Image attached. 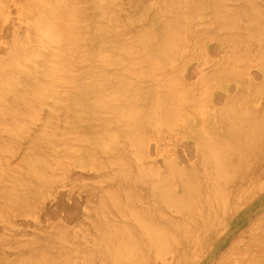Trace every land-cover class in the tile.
<instances>
[{"label":"rangeland","instance_id":"1","mask_svg":"<svg viewBox=\"0 0 264 264\" xmlns=\"http://www.w3.org/2000/svg\"><path fill=\"white\" fill-rule=\"evenodd\" d=\"M46 1L48 2V0H42V1L41 0H22V2H20V3L17 2L16 5L14 4V2H9L10 5L12 4V6H10L8 4V7H9L8 10L2 9V6L0 7V13H2V15L0 16V68L3 67V63H8V64H4V67H3L4 69L2 68L3 70L7 69L10 65L9 61L11 63V60H15L14 51H16L15 50L16 48H14V47H16V45L28 44L26 46L31 47L30 48L31 50L30 49L27 50L29 52V53L28 52L26 53L27 55L24 54L23 56H21L20 58L15 60V62H14L15 66L12 64L13 65L12 68L9 67L11 69V70H9L10 73L14 74V72H15V74H14L15 76L13 75L14 78L11 77L12 74H10V77L7 78L8 83L5 80V82L1 83V85L6 84V87H11L12 91H10L9 93L12 94L15 92V89L17 87L22 88V86L20 84H22V85L26 84L24 86V88L29 89L28 92L34 91V93H35V91L37 90V89L33 88L34 83H37V82L33 81V79L35 77L34 80L38 81V83L41 84V85H39L38 83H37L38 85L35 84L36 88L38 86H40V87L48 88L50 90V94L47 95V97L43 96V95L41 97L40 96L37 97L38 100H40V101H38V100H36V97H35V99L33 98L34 96L31 97V95H33V94H31L32 92L30 93L31 94L30 95L29 93H27L26 89H24V88H23V90L20 89L22 92L19 93L20 96H18L19 94L17 93L16 98L18 96L20 99H22L21 96L23 97V95L25 93H26V96L30 95L29 96L30 99L32 98V100L34 99L33 102L36 100V103H38V105H37L34 102L35 103L34 108L32 107L34 103H32V102L29 103L27 101V100H29V98L25 99L26 98L25 97L24 99H25V101H27V103H24L23 100L21 101L18 98V100H19L18 101L14 97V99L17 100V103H16L15 100H13L12 98L9 99V97H8L9 93L4 95L5 97L2 98L3 102H0V115L2 116V117H0V119H1L0 120L1 121V124H0V151H1L0 152V154H1L0 155V264H20V263L21 264H41L44 262V260H46L44 262L45 264H48V261H50L52 264L53 260L57 261V262L53 261V264H56V263L57 264H61V263L62 264H143V262H144V264H163V263L164 264H184V263L185 264H264V243H263L264 242V163L258 162L261 156H262V158H264L263 155L260 156V154L262 153V150H264L263 149L264 146H262L264 144V143L262 144V142H264V140H263L264 138H261L262 136L259 137L260 139H262V141L260 140L261 143L259 142L260 146L262 148L258 147L256 150L257 152H255L253 154L254 156L252 155V153L250 154L251 150L250 151L247 150L249 152H246V154L248 153V155L245 154L247 156V158H244V160L249 158V160H245V162L250 161L248 163H250V165L251 164L252 165L250 166L248 164L251 169H249L248 165H246L248 167L249 171H248V173H247V170H245V171L249 176L246 177V175H245L246 180L244 178L241 179V177H244V175L240 177L239 171H237L236 169H233V167L234 168L238 167L237 168L238 170L241 168L247 169L246 166L241 167L244 165L245 162L244 163L242 162L243 165L240 166V161H242V160H239V158L241 159L242 157H245V156L242 155V153H240L242 150L237 151V149H236L238 155L241 154L242 157L237 156L235 153L236 151H234V150L229 151V150H232L233 148H237V146H235V145H238L239 143L238 142L235 143V141H236L235 138H237V137H235V138L233 137L234 139H232V140H235V141H232L231 140L232 137L229 134H227L228 129L226 128V125H227L226 123H229V121H230V123H232L231 121H233V119L232 118L230 119L228 116L223 114V112H225L224 110H226L230 104H232V105L234 104L235 111L237 108V110H239V111L243 109L244 111H251L252 113H255V115L257 116L256 120L260 119L259 124L264 126V122H263V120H264V91H263L264 90L263 89L264 88V55H263L264 51H262V52L259 51L262 49L261 47L264 46V44H262V46L259 47L261 49L257 50L258 48H256V50L258 52L254 53L252 50L255 47H257L258 44L256 46H254L256 44V42H252V43H254V45L249 42L251 44V46L254 47V48H252L250 46L252 48V50L250 51L252 54L248 51V53H250L249 54L250 56L248 55L250 57L249 59H251L252 61L247 59L248 56L246 57L245 55H244L245 57L242 55H239L241 58L239 56H238L239 57L238 58L234 55H230V53H231L230 51L233 50L232 47L230 48L231 39H225L224 40L223 37H221V38L219 37V35H221V34L231 32L230 30H228V29H230V27L229 28L227 27L229 24H225V25L222 24L221 27L217 26L218 28H220L217 31L215 28H213V26L216 25V24H214V22L217 23V25H219L218 22L222 23L220 17H219L220 20L218 22L215 21V20H218L217 18H215L218 15L217 12H216L217 15L215 17H213V15H215V13L213 14V12L215 11V8H213V6H214L213 0H208V2H207V0H199V2L202 1L201 6L199 5L200 3L199 4L197 3L198 2L197 0H196L197 2L194 0L197 4L196 6L199 5L200 6L199 8L202 9V11L198 10L197 13H196L195 9H193L194 7H196L194 5L195 3H193L194 6H191L192 2L190 3L191 4L190 6L193 7L192 9L194 10L193 11L194 13H193L191 11L192 10L191 7L189 8L188 7L189 5H187L188 3L186 1H188V0H182V3H184L183 7L185 8L186 5H187L186 7H188L185 10L187 11V9H188L187 12H189V13H190V11L192 12L191 14H189V13L188 14H189V16L192 15V17L190 16V18L194 19V22H192L193 20L189 19V21H188L189 24L190 25L192 24V27L195 25L194 26L195 29L199 28L198 30L200 31V33L198 35V38L189 39V41H187L188 44L182 43L183 45L184 44L187 45V47L185 48V51H183L182 54L177 56L178 58H180V60L175 56L172 58L173 60L171 59L172 63H170L168 66L157 67V63H158L157 57L156 56L149 57V55H147L148 47H150V45H148L149 42L147 40H149V39H145V35L147 34L146 37H148V38L153 37L152 40L154 39L155 41L158 42L156 35L159 37V34L156 33V30L158 28H160L161 30L163 29V27H164V24H163L164 19L163 18H165V16H162V17L159 16L158 17L157 14H159L160 12L158 11V9L155 10V7L160 6L159 5L160 2L157 3V0H148V1L145 0V2H144L145 6H144V3H143L144 0L143 1L137 0L138 2L135 0H68V3L63 7L64 8V10L62 11L63 19H61L60 24H59L60 28L65 33L64 40H63V49L60 52L58 59H52L51 63H53V64H51V66H49L50 68L47 66H46L47 68L45 66H43L46 68L45 69L46 72H44V68L42 67L43 71H42V69H41V71L43 73H46V74H43L42 72H40V71L38 72V70H37L38 68L41 67V65H43L41 63H43L42 60H44L43 58L41 59L42 54H43V53H41V49L38 50L40 48L38 40L40 39V37L42 35L41 32L39 31L40 28H38L39 27L38 24H45V26L46 25L49 26V23H50V25L51 24L53 25V24H56L58 22V21L54 22L53 16H55V15L51 14L52 15L51 16L50 15L51 12H49L48 16H47V14H45V16H44V14H42L43 8L44 9L46 8V7H43L42 3L46 4L47 3ZM99 1H100V3L103 1L102 2V6H103L102 11L104 10L103 11L104 13L98 9L100 7V6L98 7ZM158 1H161V0H158ZM162 1L164 2L165 0H162ZM191 1H193V0H191ZM256 1H257L256 3H258V5L260 7L263 6L262 7L263 9L262 8L261 9H262V12H264L263 11L264 10V1L262 0L263 3L261 0H256ZM259 1H260V3H259ZM104 2L106 3L105 5L109 8L104 6ZM232 2H233V0H232ZM40 3H41V5H40ZM229 3L231 4V1ZM157 4H158V6H157ZM234 4L231 5V8ZM152 5H153V7H152ZM165 5H166V3H165ZM163 6H164V4L161 7H159L160 8L159 10L162 9L161 11H164L165 7L162 8ZM13 7H17L15 9L16 11L13 10L14 9ZM111 8H112V10H111ZM151 8H154V9H151ZM199 8L196 7V9H199ZM108 9H109V11H107ZM148 9L149 10L151 9L150 10L151 14L148 13L149 12ZM189 9H191V10L189 11ZM10 10H11V12H10ZM183 10H182V13H184ZM209 10H210V12H209ZM216 11H217V9H216ZM157 12H159V13H157ZM187 12H185L184 14H186ZM230 12H232V11H230ZM3 13L7 15L6 21H4ZM147 13L151 16L150 19H147V18H149ZM161 13L163 15V12H161ZM194 14H195V16H194ZM159 15H161V14H159ZM156 16H157V18H156ZM184 16L186 17L188 15H184ZM189 16L186 18H189ZM40 17H41V20H40ZM42 17L45 19V21ZM46 17H48L47 21H46V19H47ZM49 17H50V19H49ZM111 17H112V19L110 20ZM159 18L161 21H159ZM196 18L198 19V23L200 22L199 24H197ZM114 19H115L116 23H115ZM153 19H155L154 21H156L155 22L156 25H158L159 23L161 25V23H162L163 27L162 26L159 27V25H158V28L156 30H153L154 29L153 28V22L150 23ZM213 19H214V22H213ZM149 20H151V21H149ZM206 20H207V22H206ZM38 21H41L42 23L38 22ZM148 22L150 23V25L148 24ZM210 22H211V24L209 25ZM12 24L15 26H12ZM36 25L38 27H36ZM27 27H28V29H27ZM111 27H112V29H111ZM201 27L204 29H202ZM210 27H211L210 32H208ZM212 28L214 29V31H212ZM35 29H36V31H33ZM161 30L159 31V33H161ZM17 31H19V32H17ZM29 32H31V33H29ZM157 32H158V30H157ZM17 34H18V36H17ZM39 35H40V37H39ZM27 36H28V38H27ZM114 37H115L116 41H114L115 40ZM210 37H212V38H210ZM201 38H202V41H201ZM117 39H121L122 42H124V43L120 42V44L122 43V45H119V41H121V40H118V43H117ZM219 39L221 41H219ZM34 41H35V43H33ZM36 42H38V43H36ZM96 42H98V43H96ZM249 43H247V46ZM263 43H264V41H263ZM29 44H31V45H29ZM197 44H200L201 47L197 46ZM34 45L37 46V49ZM115 45H116V47H114ZM118 46H119V48H117ZM95 48H96V50H95ZM114 49H116V50H114ZM228 49H230V51ZM248 50H249V48H248ZM263 50H264V47H263ZM12 52L14 54V55H12L14 57V59H12L13 57L11 56ZM122 53H128V54H126V56H125V54H122ZM240 53L242 54V52H240ZM255 54H257V55H255ZM9 57H11V59ZM186 57H188V58H186ZM251 57H254V58H251ZM37 58H40V60ZM151 58H154L155 60L154 59L152 60ZM230 58H232V60ZM245 58H246V60H245ZM230 60L233 62H231ZM33 61H35V63ZM36 61L38 63H36ZM93 61L94 62L96 61V62L94 63ZM247 61H249V62H247ZM44 62L45 63L47 62L46 59ZM12 63H13V61H12ZM29 63H30V66L33 68H30V66L28 65ZM32 63L34 66L32 65ZM45 63H44V65H45ZM229 63H230V65H229ZM246 63H248V64H246ZM48 64H50V63L48 62ZM244 64H245V67H244ZM7 65H8V67H7ZM176 66H178L180 69L178 67L176 68ZM19 68H21V69H19ZM167 68L169 69V71ZM20 70H23V71H20ZM24 71H25V73H24ZM213 71H214V73H213ZM114 72H115V75H114ZM35 73H37V74H35ZM40 73H42L43 76H41ZM99 73L103 74L101 76H104L106 74L108 82L112 79L110 82H113V83L115 82L114 85L117 84V85H115L116 87H120V86L124 87L125 86L127 89L125 88L126 91L124 93H125V95H127L128 99H130V101H132L136 105H139L141 103L140 108L142 109L141 110L142 112L140 114H142V117H143L142 122L143 123H142V127L140 126V128H142V130H143V132H141V133H144L143 135L140 132H138L141 129H138L135 135H131V137H130L131 142L128 143L127 141L130 138L128 137V140H126L127 137L125 138L123 133H120V134H118V132L115 133L116 130L114 128L112 129L113 131L115 130L113 132L110 129V128H112V126L111 127L105 126L106 128L109 129L108 130L109 133L105 132L104 129H103L104 130L103 133L100 132L101 134H99V132H97V135L99 134V137H101L100 139L107 141V143H105L107 146V149H108V145L109 146L110 145L114 146V144L117 145V146L115 145L116 147H118L117 150H116L115 146L114 147L112 146L114 149V150H112L113 152L109 151V149L107 150L108 152L102 151L101 148L96 147V146H98L97 143H94L95 141L93 142V140L90 139V135H91L90 133L88 134L87 132L84 133L81 131V133H83V134H81L79 131L80 127L77 129L71 127V123L68 121L71 120L72 118L71 119H70V117L67 118L68 115H67L66 111L63 110V105L66 102V100H65L66 98H63V97H65L67 95L69 90H72L74 87H86V86L89 87V86H91L93 82L96 83L94 79H96V78L99 79V77H98ZM28 74L30 77L27 76L28 77L27 78L26 75H28ZM212 74H214V75H212ZM35 75H37L38 77L41 76L40 77L41 79L39 78L40 79L39 80L37 78V76H35ZM11 78H13V79H11ZM105 78L103 77L104 80L101 78L103 80V84H104V82L105 83L107 82V80H105ZM20 79H21V81H20ZM36 79H38V80H36ZM124 79H125V81H124ZM10 81H11V83H9ZM22 81H24V82H22ZM39 81H41V82H39ZM125 82H126V84H125ZM89 83H90V85H89ZM97 84H99V82H97ZM146 84H148V85H146ZM31 85H32V87H30ZM94 85H96V84H94ZM114 85H112V87ZM107 86H108V84H107ZM27 87H29V88H27ZM96 87H98V85ZM112 87L111 88L108 87V88H110L109 90H107L108 93L112 92V90H111ZM20 90L18 89V91H20ZM190 90H191V92H190ZM18 91L16 90V92H18ZM129 92H131V93H129ZM175 94H176V96H175ZM172 96H173V98H172ZM187 96H188V98H187ZM190 96H191V99H190ZM242 96H244V97H242ZM185 97L187 99H190L189 101H191L190 102L191 107H190L189 101ZM193 97H194V99H193ZM235 97H237V98H235ZM158 98H159V100H158ZM11 99L13 101H11ZM8 100H10L11 102H9ZM173 100L174 101L176 100V101L174 102ZM170 101L173 102L174 104L176 103V104H178V106H180L178 108L179 112H180V108H182L184 110V112H181L179 114L180 116L178 115V117H180V118H177V120L175 122L178 123V121L181 119L182 115H183V117H185L187 115L186 116L187 118L189 115L191 116V117L189 116L190 119L188 118L186 120V122H184L182 120L180 121V123H179L180 125H178L176 127L179 129L180 134H178L177 136H175L173 138L172 137L170 138V136L167 135V131H166L167 127H168L167 126V124H168L167 118L168 117H165V118L163 117L164 120L162 118V116H164V114L166 115V113H165L166 110H169V108H170V107H168ZM192 101L193 102L195 101V102L193 103ZM19 102H21V103H19ZM237 102H239V103H237ZM1 103L3 104V106H1ZM5 103L8 105L6 106ZM180 103H182V104H180ZM12 104H13V106H12ZM31 104H32V106L30 107L29 105H31ZM14 105L15 106L17 105V106L14 107ZM157 105H159V106H157ZM232 105H230L231 107L229 106L228 111L226 110L227 113L230 110L234 111V110H232V109H234V108H232L233 107ZM21 106H22V108H21ZM150 106H151V108H150ZM1 107H2V109H1ZM153 107H155L156 110H154ZM30 108H32V109H30ZM192 108L194 111L192 110ZM256 108H258V109H256ZM151 109L153 110L152 111L153 113H151ZM3 110H5V111H3ZM16 110L19 111L20 113L22 111L21 115H18L19 113H17ZM24 110H25V113H24ZM1 111H3V112H1ZM6 111L10 114L5 115L4 112H6ZM14 111L17 113V115ZM27 111H28V113H27ZM47 111H48V113H47ZM143 111H144V113L146 112L145 114H147V116L146 115L145 116L147 118L144 117ZM157 111H159V112H157ZM11 112H13V115H14L12 117L15 118V116H18L19 119L21 118V123H20L19 119H18L19 122L17 121V119L16 120L14 119L16 121V122H14L13 119L11 117H9L11 115ZM147 112H149V114ZM187 112L189 114H187ZM236 112H238V111H236ZM51 113L53 115H51ZM83 113H85V112H83ZM83 113L79 117V120H80L79 126H81V124L83 123L81 126V130L83 128V125L85 126L86 123H87L86 125H88V123L91 124V122H94V121L97 124L96 123L92 124V127H91L92 131H97V129H99V126L101 127L99 130H102L104 124L102 122L97 121L94 118L95 113H93V109H91L90 113L86 112L85 115ZM161 113H163V114L161 115ZM200 113L204 114L203 117H201ZM88 114H89V116H88ZM152 114H155L154 117H152L153 116ZM225 114H226V112H225ZM66 115H67V117H66ZM222 115L226 116L225 121H223L224 117L222 118L221 117ZM227 115H229V114H227ZM6 116L8 118H6ZM19 116H21V117H19ZM44 116H46V117H44ZM83 116H85L86 118L84 117L85 119L82 120ZM91 117H93V118H91ZM142 117L140 115V118H142ZM149 117L154 118V119L151 121V119ZM193 117H194V119H193ZM148 118L150 119V121ZM262 118H263V120H261ZM228 119H230V120H228ZM52 120H54L56 122H54ZM227 120H228V122H226ZM164 121H166V123ZM147 122H150L152 125L150 123H147ZM163 122L165 123V125L163 124ZM201 122H203V123H201ZM6 123H7V125H6ZM16 123L18 124V126L15 127ZM101 123H102V125H101ZM145 123L148 125L150 124L151 127L150 126L147 127L148 125H146ZM153 123H154V125H153ZM198 123H201V124L206 125V126L210 125L211 127H213V129L217 128V129H215L216 131L217 130H219L220 132L225 131L226 137H225V135L223 136V137H225V139H227L228 136L231 137L230 140L233 142V146H235V147L232 146L233 148L231 149L232 144L225 147L231 141L229 140V142H228L225 139H223V140L219 139L218 145L222 144L223 141H225L227 144L223 145V144H225V142H223L222 145L225 149L221 145L220 150H219L218 149L219 146L216 145L217 142L214 143L213 144L214 147L217 146L215 148L216 149L215 152H218V151L221 152V147H222V150L223 149L228 150V151H225L226 154L228 153L230 155V156H228V158H230L232 161H234L233 164L236 161L239 162L238 165L241 167V168L239 166L235 167L234 165H233V167H230L233 169L232 171H235V170L237 171V174H236L237 176L235 178V177H233L234 173H232L231 169L229 170L228 175L233 174L231 178H234V179L230 180L229 177L228 178L225 177L223 181H221L222 179L221 180L215 179V182L216 181L219 183L222 182L219 186V189H221L220 193H222V189L224 188L223 191L226 193V195L224 193V195L226 196L224 199H227V197L229 196L227 200H228V202L232 203V204L228 203L229 207L227 209L228 212H226V214L224 212L222 215L221 211H219V219L221 217H223L222 221L225 220V221L221 222V224H218V222H219L218 220H217L218 222L217 221L214 222L212 218L209 219L211 222L213 221L215 224L217 223L216 224V226L218 225L217 230L215 229L216 227L213 226V224H214L213 222L211 223L210 221L206 220V221H208L209 224L211 223L212 226L215 227L214 229L217 232H215L214 230H213V232H215L216 234L213 232L211 233L212 229L211 230L207 229L211 234L206 232V231L204 232V230H206V229H204L203 231H200L203 228H200L199 226H201L203 224L197 225L199 227L198 232L196 231L198 234L195 231L193 232L191 227L195 226V227H193V230H194V228L196 229V223H198V222H195V221H197L198 219L196 218L197 220H194V222H192V219L190 218L191 219L190 222H187L190 220L189 219V220L185 221L187 223H184V222H182V223L185 224L183 226L186 227L187 229L189 228V226H191L190 223H192V226L190 227L192 232L189 231V233L186 234L185 232L188 230L182 229V230H184V232L182 230H180L178 233L179 234L182 233L183 235L180 234V235H182V238H179L178 242L184 240L186 236H188V235L190 236V233L191 234L194 233L193 236H196V234L198 236L199 233L202 232L201 233L202 235L201 234L199 235L201 237V239H199V238L197 239V237H194V240H193L190 237H186L185 242L183 241L185 244L180 242L181 244H183V246L181 244L178 246H174L175 245V243L173 241L174 240V238H173L174 234L177 235L176 236L177 238L180 236L177 233H174L172 235V240H170V239L167 240V246L164 245V247H162L163 243L161 245H159L160 243H158V242L156 243L157 245H159L157 247L158 249L154 248L157 246L154 243H152L153 245L151 243H146L147 246L143 245L141 250L139 249L140 250V253H139L140 256H138L139 254L135 255L134 253H130L129 256L124 259L123 256H120L121 251L119 252L118 250L111 248V247L110 248L113 249L114 251L116 250L115 252L118 251V254H120V255H118V254L117 255L120 256V259H118V261H116L117 259L113 258V257L117 256L116 253L113 252V250L111 251V253L109 252L110 254H107V252L105 254V251L108 250V249H106L107 247H105V245L107 246V244H105V243H108L110 241V239L112 242L114 240H117V239L113 240V238H114L115 234L120 233V231H121L120 229L123 226L122 223H124V221H125L124 225L125 224L126 225L127 224H131V225L133 224L132 226L131 225L130 226H131L132 230H134V229H136V226L139 223H140L139 226L143 227L141 225V223L144 224L143 219L145 220V218H146L145 223H146V225H148V223L151 221L150 219L152 218L150 216L154 215L152 219L156 220V222H157V220L158 221L164 220L165 216H163L162 215L163 213H161V212L159 215V212H158L159 210L157 209L158 207L156 205H154L156 202L154 200L152 201L151 199H149L151 197H149L148 200H146L147 198L143 196L144 195L143 191L142 192L140 191V193L136 195L137 192L135 193V191L136 190L138 191V189L140 190V188L142 190L143 187L139 186L140 188H138V186H136L134 184V183H136L135 180L139 177L138 173L140 172V170H144L146 168H147L146 170L149 169L148 170V172H149L152 169L154 171V169H156V168H157L156 169L157 171L158 170L159 171L168 170L169 168H173V165H177V164H179L177 166H184L185 165L184 167H189V165H190L189 163L194 161L197 157V155H196L197 149L194 146L195 142H196V138H194V133H192L191 130H193L192 127H195L196 129H198L199 128ZM195 124H198V125H195ZM222 124H223V127H222ZM229 124L227 125L228 128H229ZM94 125H98L97 129ZM143 125H146V126H143ZM161 125H163V127ZM187 125H188V127H187ZM263 126H262V128H263L262 130H264ZM11 127L15 128L16 132L13 131L14 130L13 129L12 130L13 132L11 133V131L9 129ZM138 127H139V125H138ZM145 127L147 128L146 130H145ZM157 127H159V128L157 129ZM93 128H95L96 130H93ZM149 128L152 129V131H150ZM260 128H261V126H260ZM230 129L231 128H229V131H230ZM70 130H71V132H70ZM153 130L156 133H154ZM158 130L160 131V133H159L161 135L160 138H159V134H157ZM161 130L163 131L162 132L163 135L161 134ZM72 131H74L75 133ZM13 133H15V134L12 135ZM16 133H19V135ZM209 133L211 134L212 131H210ZM261 133H264V131H261ZM4 135H5V137H4ZM79 135H82V136L79 137ZM121 135H123L124 137ZM154 135H156V136H154ZM72 136H73V139H71ZM115 136H117V137H115ZM163 136H164V138H162ZM141 137L144 138V139H142L143 141L141 140ZM12 139L14 142H16V139H17V142L16 143L12 142ZM68 139H70L69 140L70 143L68 142ZM138 139H139V142H137ZM239 140H240V138H239ZM7 141H8V143H7ZM10 141L12 142V144L10 143ZM118 141L122 142V143H119ZM240 141L239 142L242 145L241 146L242 148L245 147L244 145L248 144V142H247V144L244 143L246 140H244V142H242L243 138ZM140 142L142 144H144L143 142H145V144H144L145 146L144 147L142 146L143 149L140 147ZM17 143H18V145H17ZM130 143H132V144H130ZM137 143H139V145H137ZM234 143H235V145H234ZM243 143H244V145H243ZM118 144H119V146H118ZM125 144H126V146H125ZM240 144H239V147H240ZM121 145L125 146V148H127V150L124 147H122ZM132 145H134V146H132ZM157 146H158V148H157ZM1 147H3V148H1ZM5 147H6V149H5ZM90 147H91V149H90ZM92 147H96V148H92ZM119 147L121 150H122V148H124L127 151L124 154L125 155L124 158L130 160V163L133 161L132 165L134 167L136 166L134 169H131V168L130 169H131V171L133 170L134 172H136L138 177L136 176V174L134 175V172H131L128 169L130 171V173H133L132 174L133 177H131V178H133V179L135 178V180H134L135 182L133 181L134 183L128 182V183H130L128 185L134 184L133 186H135V188H136V189H133L132 186H129V188L132 187V189L134 190V193H132L133 190L131 192L133 194L132 196L133 197L142 196L141 199H140V197H136L134 199L131 198V200H132L131 202H133V204H130L129 203L130 201L129 202L127 201V203H129L131 205V209H130L129 207L127 208V205L125 203L126 201H124L126 198H122V195H121L120 198L124 199L123 200L124 202L121 201V204H123L124 206L121 205L119 207H120V209H122V213H123L124 209L121 207L126 206L125 207V208H127V210L125 211L126 216H124L125 212H124V214H122L120 209H119L120 213L119 212L117 213V211L115 209L114 210L116 212L112 210L113 208H116L113 206L114 201L112 202V199L111 200L108 198L103 199L106 197V195H108V197L110 195V198L113 196V199H115L114 197L117 196V192L113 193L112 190L114 188L116 189L115 186L118 183H119V186L117 185V187H119V188L117 190H119V189L121 190V188H120L121 183L120 182L123 180L121 179V181L119 180V182L116 181V183H115V179L114 180L112 179V175L116 174L115 171H117V169H118L117 167H119V164L121 161L119 159L121 157L119 155L120 152L118 151ZM72 148H74L75 150ZM133 148H134V151H133ZM226 148H228V149H226ZM259 148L262 150L259 152V154L257 156H255V154H257L258 151L260 150ZM9 149H10V151H9ZM124 149H123V151H124ZM245 149H244V151H246ZM248 149H250V148L248 147ZM143 150L145 151V153L147 152L148 155H147V153L146 154L143 153L144 152ZM79 151H80V153H79ZM89 151H90V154H89ZM156 152L158 153V155H156L157 154ZM231 152H234L236 156L233 153L231 154ZM76 153H79L80 157L82 158L83 165H81L75 161L77 158L80 159L79 157H76ZM100 153H101V156L99 157ZM112 153L113 154L115 153L114 155H116L117 157L116 156L113 157L114 155ZM130 153H131V155H130ZM223 153H224V151H223ZM263 153H264V151H263ZM105 154H107L106 157H105ZM109 156L112 159L109 160L108 159ZM138 156H141V157H138ZM258 156H260V157L258 160H256V158ZM165 157L167 159H165ZM252 157H254L252 159V161H254V162H252L250 160V158H252ZM262 158L260 159L261 161L263 160ZM173 159H174V161H173ZM191 159H193V160L191 161ZM254 159L256 160V162ZM136 160L138 162L143 163L141 168L139 166L137 167L138 162ZM154 160H156V162L158 164ZM161 160L164 162L165 165L162 166L163 162ZM69 161L76 162V164H73L70 166L71 169L70 168L67 169L66 164ZM110 161H112L114 163H112ZM116 161H118V162H116ZM146 161H149V163ZM85 162L94 164V166H96V168L99 166L97 168L98 172H100V171L102 172V169H103L102 173H105V170L106 171L109 170L108 172H106L108 174V176L105 173L104 178H103V176H100L101 172L98 174L96 171H94V166L85 165ZM110 163L112 164V166ZM29 164L30 165L32 164V167ZM36 164H38V165H36ZM105 164H108V166H105ZM169 164H171V165L169 166ZM261 164H263V166H261L262 168L261 167L258 168L257 166H260ZM44 165H45V167H44ZM235 165H237V163H235ZM103 166H105V169L103 168ZM253 166H255V167H253ZM40 167H42L43 170H41ZM112 167H114L116 170L113 169ZM163 167L166 169H164ZM99 168H100V170H99ZM253 168H256V169L258 168L259 170L256 171V169H255L254 172L255 171L256 172L255 173L252 172L253 173L252 174L251 170ZM111 171L113 174L111 173ZM230 171H231V173H230ZM241 171H242V169H241ZM241 171H240V173H241ZM245 171H243L242 174H244ZM94 172H96L95 173L96 177L94 176ZM143 172L144 171H142V173ZM142 173L140 172L141 175L144 174V173L143 174ZM146 173H147V171H146ZM238 175H239V179H237ZM46 176H48V177H46ZM118 176H120V175H118ZM10 178H12L13 180ZM109 178H111V179L109 180ZM120 178L121 177H119L117 179H120ZM139 178H138L137 182L140 183L139 185H141L142 182L139 180ZM102 179H104V180H102ZM133 179H130V180L132 181ZM235 179H237V180H235ZM111 180H112V183H111ZM130 180H128V181H130ZM262 181H263V183H262ZM106 182H108V183H106ZM101 184H103V185H101ZM110 185L111 186L113 185V187H111ZM254 185H255V187H254ZM103 186L106 187L105 190H101L102 188H105ZM107 186H110L109 189L111 188L110 189L111 192L107 190L108 189ZM95 188L98 191H104V193L106 192L105 195H104V193H102L105 197H103L101 195L103 197L102 198L100 195H97L100 192L93 194L92 189H95ZM129 188H127V190ZM96 189L94 190L95 192H96ZM115 189H114V191H117ZM225 189H227V190H225ZM106 190L112 194H110V193L107 194L108 192ZM120 190H119V194L122 193V191L120 192ZM228 192H230V193H228ZM231 192H233V194H231ZM113 194H115V196ZM98 196H99V198H98ZM124 196H125V194H123V197ZM139 199L141 201H138ZM229 199L232 201H230ZM101 200H104V202H102ZM106 200H110L109 202L112 203V204L111 203L109 204V206L111 205L109 208L107 207L109 202H106L107 203V205H106V203H105ZM138 202L139 203L141 202L143 205L141 203L139 204ZM150 202H152L153 205H151ZM103 203H104V205H102ZM137 203H138V205H137ZM119 204H120V202H119ZM130 205H128V206H130ZM150 205H151V207L149 208ZM234 205H236V206L234 207ZM103 206H105V209L103 208ZM162 206H164V205L162 204ZM138 207H141V208H138ZM152 207H154L155 209ZM132 208H134V209L132 210ZM144 208L146 210L150 209L149 210L150 212L145 211ZM103 209L104 210L107 209V212L106 211L103 212ZM110 209L112 210V212H114V215H113V213H112V215L109 213V212H111ZM143 209H144V213H143ZM164 209H168V208L164 207ZM156 210H158V211L156 212ZM132 212H133V214H132ZM164 212H165V210H164ZM108 213L112 217L111 221L108 220L106 222L105 221L103 222L102 219L107 220L108 217H109L108 219H110V216L106 215ZM134 213H135V215H134ZM140 214H142L143 216L145 215V216L143 217ZM220 214H221V217H220ZM103 215L107 216V217L103 218L104 217ZM116 215L118 217H115ZM121 215H123L124 217ZM139 215L141 217H143V219ZM131 216L132 217L138 216L142 221L140 220L138 223L137 219H139V218L137 217L135 219V218H132ZM177 217H179V215H177ZM127 218H130V219L127 220ZM112 219L115 222L111 223L113 221ZM121 220H122V222L120 223ZM135 220H136V222H135ZM153 220L151 222H153ZM165 220H166V218H165ZM118 221L122 225L118 226L119 225ZM128 221L130 223H126ZM206 221L204 222V224L206 223ZM161 222L162 223H160V224H162V225H164V223L166 224V222H164V221H161ZM200 222L201 221H199V223ZM100 223L104 225V227L102 229H101V225H99ZM110 223H111V226L108 229V227H109L108 224H110ZM115 223H117L118 228L120 227L117 230L115 228H113L114 226H112V224H115ZM134 223H135V226H134ZM194 223H195V225H193ZM208 223H206V225H204V226H207ZM98 225H99L100 229L103 230L107 234V236L111 232L110 239L106 236L105 233L98 230V228H99ZM125 226H123V227H125ZM212 226H209V227L211 228ZM115 227H116V225H115ZM105 228H107V229H105ZM139 229L137 228L136 231ZM218 229H220V231ZM169 231H172V229H169ZM65 232H66V235H63V233L65 234ZM98 233L100 235H98ZM113 234H114V236H113V238H111V236ZM140 234H142L141 231L137 235H136V233L134 235L138 236ZM61 236H64V237L67 236L68 238L67 237L64 238ZM95 237L98 238V240H96ZM101 237H102V239L99 241V239ZM106 238H108L109 241ZM115 238H117V237L115 236ZM188 238H190V240ZM104 239L107 240V242L106 241L104 242ZM187 239L189 241H187ZM205 239H206V242H205ZM171 241H173V242L171 243ZM96 242L99 244H94ZM102 242H104L103 245L100 244ZM61 243H63V245ZM79 243L80 244L82 243L81 245H83V246H81ZM171 244H174L173 247L171 246ZM76 245L78 246V248ZM168 245L171 246L172 249L171 248L169 249ZM46 246H48V247H46ZM102 246H103V248H102ZM118 246H120V244H118ZM166 247H167V249L165 250ZM110 248H109V251L111 250ZM173 248H175V249H173ZM100 249H102V250H100ZM103 249H106V250H103ZM150 250H151V252H150ZM158 250L160 251V253L158 252ZM102 251H104V253H102ZM123 251L124 250H122V254H123ZM164 251H165V253H164ZM176 251H177V253H176ZM60 252H62V253H60ZM112 252L114 253L113 255H115V256L111 255ZM42 253H44V254H42ZM162 254L163 255L166 254V256L165 255L162 256ZM77 256H78V259H77ZM88 256L91 259H89ZM101 256H103V257H101ZM156 256H158V257H156ZM160 256L164 257V260L166 263L162 259H161V261L157 260ZM52 257H54V258H52ZM142 257H144V258L146 257L145 258L146 260H142ZM165 257H167V259H165ZM194 257H195V259H194ZM45 258H47V259H45ZM63 258H64V260H63ZM147 258H149V259H147ZM172 258H174V259H172ZM60 259H62V260H60ZM112 259H114L115 262L112 261ZM171 259H172V262L170 261ZM23 260H25V261H23ZM88 260H90V261H88ZM175 261H177V262H175ZM184 261H187V262H184ZM50 262H49V264H50Z\"/></svg>","mask_w":264,"mask_h":264},{"label":"bare ground","instance_id":"2","mask_svg":"<svg viewBox=\"0 0 264 264\" xmlns=\"http://www.w3.org/2000/svg\"><path fill=\"white\" fill-rule=\"evenodd\" d=\"M6 0H0V7L2 6V9H7L8 10V4H9V2H14V4L16 5V3L17 2H22V0H7L6 2H5ZM42 1V0H41ZM135 1H137V0H135ZM143 1V0H142ZM148 1V0H147ZM146 1V2H147ZM189 1V2H188ZM188 1H186L188 4L187 5H189L188 7L190 8L191 6H196L197 4H196V2L201 6L202 4H201V2L202 1H200L199 2V0H193V1H191V0H188ZM215 1V2H214ZM231 1V4L229 3V2ZM235 1V2H234ZM262 1V0H261ZM264 1V0H263ZM263 1H262V3H263ZM24 2V1H23ZM47 2V1H46ZM103 2V1H102ZM102 2L100 3V1H99V3H98V9L99 10H101L102 11V9H103V6H102ZM107 2V1H106ZM138 2V1H137ZM140 2V1H139ZM145 2V0L143 1V3ZM160 2V3H159ZM192 2V5L190 4ZM207 2H208V0H207ZM235 4H234V3ZM233 2H232V0H213V4H214V6H213V8H215V11L213 12V14L215 13V15H213V17H215L216 15H217V13H218V15H217V17H215V18H217L218 20H215L216 22H218L219 20H220V18H221V21H222V23L221 22H218V24L219 25H217V23H215L214 22V19H213V22H214V24H216V25H214L213 26V28H215L216 29V31L218 30V29H220V28H218L217 26H219V27H221V25L222 24H229L227 27L229 28L230 27V29H228V30H230L231 32H229V33H224V34H221V35H219V37L221 38V37H223V39L225 40V39H231V45H230V48L232 47V51H230V49H228L231 53H230V55H234V56H236V57H238L239 55H242V56H248L251 52V50H252V48H254L253 46H251V44H253L254 45V43H252V42H256V44L254 45V46H256L257 44L259 45H257V47H255L252 51L254 52V53H256V52H258L257 50H259V49H261V50H259L260 52H262V51H264L263 50V47L264 46H262V44H264L263 43V41H264V12H262V7H260L259 5H258V3H256L257 1L256 0H233ZM35 3V2H34ZM68 3V0H48V2L45 4V3H42L43 4V7H46L45 9L43 8V13L42 14H44V16H45V14H47V16H48V14H49V12H51L50 13V15L52 14V15H55V16H53V20H54V22L56 21H58L56 24H51L50 25V23H49V26L48 25H46L45 26V24H38L39 25V27L36 25V27H38V28H40V32H41V37H40V35H39V37H40V39L38 40L39 41V46H40V48L38 49V50H40L41 49V53H43L42 54V57H41V59L43 58L44 60H42L43 61V63H41V64H43V65H41V67L40 68H38L37 70H38V72L40 71V72H42L43 71V68H44V72H46L45 71V69L47 68V67H49V66H51V64H53V63H51V61H52V59H58V57H59V55H60V52L62 51V49H63V40H64V36H65V33L62 31V29L60 28V21H61V19H63V15H62V11L64 10V6L66 5ZM141 3V2H140ZM139 3V4H140ZM157 3H159V7H161L163 4H164V6L162 7V8H164L165 7V9H164V11H161V10H159L160 8L159 7H155V10H157L158 9V11L160 12H157V13H159V14H161V15H159V14H157V16L159 17V16H165V18H163L164 19V27L162 26L163 24L161 23V25H160V23L158 24L159 25V27L160 26H162L163 27V29L161 30L160 28H158V25H156L155 24V22L156 21H154L155 19H153L152 21L151 20H149V21H151L150 23H152L153 22V30H156L157 28V30H158V32H157V30H156V33L157 34H159V37L156 35V38H157V40H158V42L157 41H155L154 39L152 40V38H148V37H146L147 36V34L145 35V39H149V40H147L148 42H149V44L148 45H150V47H148V51H147V55H149V57H153V56H156L157 57V59H158V63H157V67H159V66H161V67H166V66H168L170 63H172L171 62V59L173 58V57H177L178 55H180V54H182L183 53V51H185V48L187 47V45H183L182 43H187V41H189V39H191V38H198V35H199V33H200V31L196 28L195 29V23L193 24L194 26L192 27V24L190 25L189 24V19H191L190 18V16L192 17V15H190L189 16V14H191L194 10L193 9H195V11H196V13H197V11L198 10H201L202 11V9H200L199 7V5L198 6H196L197 8H199V9H196V7H191V9H189V11H190V13L189 12H187L188 11V9H187V11L185 10L186 8H188V7H186L185 6V8L183 7V4L184 3H182V0H165L164 2L161 0V1H158L157 0ZM165 3H166V5H165ZM193 3H195L194 5H193ZM259 3H260V1H259ZM106 3L104 2V6L105 7H107L106 5H105ZM138 4V5H139ZM162 4V5H161ZM207 4V3H206ZM212 4V3H211ZM232 4H234L233 6H232V8H231V5ZM10 5V4H9ZM38 5V4H37ZM40 5H41V3H40ZM109 5V4H108ZM141 5V4H140ZM191 5V6H190ZM10 6H12V4L10 5ZM142 6V5H141ZM144 6H145V3H144ZM157 6H158V4H157ZM230 6V7H229ZM18 7V6H17ZM17 7H13L12 9L14 10V11H16L15 9L17 8ZM112 7V6H111ZM152 7H153V5H152ZM210 7V6H209ZM107 8H109V7H107ZM262 8V9H261ZM42 9V8H41ZM105 9V8H104ZM151 9H154V8H151ZM150 9V10H151ZM183 10V12L185 13V12H187L186 14H184V13H182V10ZM216 9H217V11H216ZM12 10V11H13ZM18 10V9H17ZM111 10H112V8H111ZM144 10V9H143ZM149 9H148V13L149 14H151V11H150ZM211 10V9H210ZM210 10H209V12H210ZM213 10V9H212ZM229 10V11H228ZM13 11V12H14ZM104 11V10H103ZM102 11V12H103ZM107 11H109V9L107 10ZM230 11H232V12H230ZM264 11V10H263ZM4 12V11H3ZM10 12H11V10H10ZM12 12V13H13ZM111 12V11H110ZM161 12H163V15H162V13ZM217 12V13H216ZM104 13V12H103ZM147 13V14H148ZM156 13V12H155ZM189 13V14H188ZM194 13V12H193ZM99 14V13H98ZM148 14V16H149V18H147V19H150V15ZM188 15L189 16V18H186V17H188V16H184V15ZM236 14V15H235ZM2 15V13H0V16ZM51 15V16H52ZM125 15V14H124ZM235 17H234V16ZM6 14H4L3 13V17H4V21H6L7 20V18H6ZM94 16V15H93ZM147 16V15H146ZM145 16V17H146ZM157 16H156V18H157ZM194 16H195V14H194ZM233 16V17H232ZM106 17V16H105ZM108 17V16H107ZM160 17V18H161ZM185 17V18H184ZM207 17V16H206ZM211 17V16H210ZM220 17V18H219ZM21 18V17H20ZM43 18V17H42ZM47 19H46V21L48 20V17H46ZM73 18V17H72ZM154 18V17H153ZM160 18H159V21H161L160 20ZM212 18V17H211ZM26 19V18H25ZM44 19V18H43ZM42 19V20H43ZM49 19H50V17H49ZM103 19V18H102ZM112 19V17L110 18V20ZM197 19V18H196ZM206 19V18H205ZM40 20H41V17H40ZM52 20V19H51ZM117 20V19H116ZM191 20H193L192 22H194V19H191ZM200 20V19H199ZM208 20V19H207ZM207 20H206V22H207ZM44 21H45V19H44ZM99 21V20H98ZM107 21V20H106ZM105 21V22H106ZM114 21H115V19H114ZM119 21V20H118ZM29 22V21H28ZM38 22H41V21H38ZM51 22V21H50ZM209 22V21H208ZM27 23V22H26ZM32 23V22H31ZM42 23V22H41ZM115 23H116V21H115ZM150 23L148 22V24L150 25ZM200 23V22H199ZM198 23V19H197V24H199ZM203 23V22H202ZM30 24V23H29ZM211 24V22L209 23V25ZM32 25V24H31ZM115 25V24H114ZM155 25V26H154ZM11 26V25H10ZM12 26H15V25H13L12 24ZM110 26V25H109ZM216 26V27H215ZM34 27V26H33ZM226 27V28H227ZM100 28V27H99ZM202 28V27H201ZM206 28V27H205ZM212 28V31H214V29ZM27 29H28V27H27ZM111 29H112V27H111ZM202 29H204V28H202ZM210 29H211V27L209 28V31L208 32H210ZM30 30V29H29ZM152 30V29H151ZM161 30V33H159V31ZM222 30V29H221ZM15 31V30H14ZM33 31H36V29L35 30H33ZM32 31V32H33ZM38 31V32H39ZM140 31V30H139ZM146 31V30H145ZM205 31V30H204ZM211 31V32H212ZM17 32H19V31H17ZM96 32V31H95ZM113 32V31H112ZM16 33V32H15ZM29 33H31V32H29ZM155 33V32H154ZM155 33V34H156ZM35 34V33H34ZM38 34V33H37ZM149 34V33H148ZM150 35V34H149ZM217 35V34H216ZM17 36H18V34H17ZM110 36V35H109ZM114 36V35H113ZM212 36V35H211ZM22 37V36H21ZM27 38H28V36H27ZM38 38V37H37ZM208 38V37H207ZM210 38H212V37H210ZM22 39V38H21ZM114 39H115V37H114ZM218 39V38H217ZM29 40V39H28ZM35 40V39H34ZM36 40V41H37ZM118 40H121V39H117V43H118ZM185 40V41H184ZM198 40V39H197ZM33 41V40H32ZM99 41V40H98ZM114 41H116V39L114 40ZM184 41V42H183ZM199 41V40H198ZM201 41H202V38H201ZM219 41H221L220 39H219ZM20 42V41H19ZM120 42H122V40L121 41H119V45H122V43H124V42H122L121 44H120ZM249 43L248 44V46H247V43ZM14 43V42H13ZM33 43H35V41L33 42ZM36 43H38V42H36ZM96 43H98V42H96ZM226 43V42H225ZM229 43V42H228ZM26 44V43H25ZM188 44V43H187ZM227 44V43H226ZM26 45H28V44H26ZM26 45H23V44H18V45H16V47H14V48H16L15 50L16 51H14V54H15V60L16 59H18V58H20L21 56H23L24 54H26L28 51V49H30L31 47H29V46H26ZM29 45H31V44H29ZM117 45V44H116ZM116 45L114 46V47H116ZM35 46V45H34ZM197 46H199V47H201L200 46V44H197ZM252 48H251V47ZM262 46V47H261ZM36 47V49H37V46H35ZM113 47V48H114ZM190 47V46H189ZM188 47V48H189ZM240 47V48H239ZM259 47H261V48H259ZM117 48H119V46L117 47ZM126 48V47H125ZM198 48V47H197ZM248 48H249V50H248ZM256 48H258L257 50H256ZM241 49V50H240ZM31 50V49H30ZM29 50V51H30ZM95 50H96V48H95ZM114 50H116V49H114ZM255 50V51H254ZM13 51V50H12ZM118 51V50H117ZM248 51L250 52V53H248ZM114 52V51H113ZM240 52H242V54L240 53ZM29 53V52H28ZM202 53V52H201ZM253 53V54H254ZM13 54V52H12V54H11V56L12 55H14ZM122 54H125V56H126V54H128V53H122ZM187 54V53H186ZM252 54V53H251ZM258 54V53H257ZM257 54H255V55H257ZM27 55V54H26ZM96 55V54H95ZM254 55V56H255ZM264 55V54H263ZM44 56V57H43ZM190 56V55H189ZM244 56V57H245ZM250 56V55H249ZM247 57V59H249L250 57ZM252 56V55H251ZM13 57V56H12ZM50 57V58H49ZM184 57V56H183ZM240 57V56H239ZM238 57V58H239ZM257 57V56H256ZM10 59H11V57H9ZM48 58V59H47ZM178 58V57H177ZM186 58H188V57H186ZM233 58V57H232ZM232 58H230L231 60H232ZM235 58V57H234ZM237 58V59H238ZM241 58V57H240ZM251 58H254V57H251ZM9 59V60H10ZM12 59H14V57L12 58ZM37 59H39L40 60V58H37ZM45 59H46V63L48 64V62L50 63V64H46L44 61H45ZM51 59V60H50ZM96 59V58H95ZM152 60L154 59V58H151ZM179 60H180V58H178ZM183 59V58H182ZM8 60V61H9ZM15 60H11V63H10V61H9V67L10 68H12V66L14 65V62H15ZM35 60V59H34ZM92 60V59H91ZM97 60V59H96ZM115 60V59H114ZM123 60V59H122ZM155 60V59H154ZM173 60V59H172ZM225 60V59H224ZM230 60V61H231ZM235 60V59H234ZM245 60H246V58H245ZM249 60H251V59H249ZM12 61H13V63H12ZM183 61V60H182ZM237 61V60H236ZM252 61V60H251ZM250 61V62H251ZM4 62V61H3ZM34 63H35V61H33ZM94 62V61H93ZM92 62V63H93ZM96 62V61H95ZM94 62V63H95ZM119 62V61H118ZM174 62V61H173ZM231 62H233V61H231ZM238 62V61H237ZM247 62H249V61H247ZM31 63V62H30ZM30 63L28 64L29 66H30ZM36 63H38L37 61H36ZM44 63H45V65H44ZM4 64H8V63H3V67H4ZM13 64V65H12ZM246 64H248V63H246ZM250 64V63H249ZM2 65V64H1ZM32 65H33V63H32ZM95 65V64H94ZM93 65V66H94ZM156 65V64H155ZM229 65H230V63H229ZM240 65V64H239ZM15 66V65H14ZM34 66V65H33ZM43 66H47L46 68L45 67H43ZM214 66V65H213ZM251 66V65H250ZM2 67V68H3ZM6 67V66H5ZM7 67H8V65H7ZM7 68V69H5V70H3L2 68H0L1 70H0V102H3V97H5L4 95H6V94H8L10 91H12L11 90V87H6V84L5 85H1V83H3V82H5V80L7 81L8 79L7 78H9L10 77V74H12V73H10V71L9 70H11L10 68ZM22 67V66H21ZM36 67V66H35ZM43 67V68H42ZM95 67V66H94ZM178 66H176V68H177ZM232 67V66H231ZM234 67V66H233ZM244 67H245V64H244ZM248 67V66H247ZM30 68H33V67H31L30 66ZM50 68V67H49ZM112 68V67H111ZM117 68V67H116ZM169 68V67H168ZM167 68V69H168ZM179 68V67H178ZM211 68V67H210ZM19 69H21V68H19ZM35 69V68H34ZM40 69V70H39ZM41 69H42V71H41ZM180 69V68H179ZM232 69V68H231ZM86 70V69H85ZM119 70V69H118ZM121 70V69H120ZM235 70V69H234ZM239 70V69H238ZM20 71H23V70H20ZM98 71V70H97ZM168 71H169V69H168ZM237 71V70H236ZM247 71V70H246ZM19 72V71H18ZM28 72V71H27ZM101 72V71H100ZM121 72V71H120ZM244 72V71H243ZM24 73H25V71H24ZM30 73V72H29ZM43 73V72H42ZM40 73L41 74V76H43V74H46V73ZM88 73V72H87ZM104 73V72H103ZM123 73V72H122ZM213 73H214V71H213ZM234 73V72H233ZM14 74H15V72H14ZM14 74H12V76L11 77H13V75ZM35 74H37V73H35ZM249 74V73H248ZM39 75V74H38ZM101 75H103L102 73L100 74H98V77H99V79L98 78H96V79H94L95 80V82L96 83H94V84H96V85H94L92 82V85L91 86H89L90 85V83H89V87H74L72 90H69V92L67 93V95L65 96V97H63V98H66L65 100H66V102H65V104L63 105V110L64 111H66V113H67V115H68V117H67V115H66V117L67 118H69L70 117V119L71 120H69L68 122H70L71 123V127H73V128H79L80 127V133H81V131L82 132H84V133H90L91 135H90V139H92L93 140V142L94 143H97V145L98 146H96V147H99V148H101L102 149V151H104V152H108L107 150L109 149V151H112V150H114L113 149V147L116 145V144H114V146L112 147L111 145L109 146L108 145V149H107V146H106V144L105 143H107V141H104L103 139H100L101 137H99V134H101L100 132H102L103 133V131L105 130V132H107V133H109L108 132V128H106L105 126H112V128H110L111 130L114 128L115 130V133L116 132H118V134H120V133H123V135L125 136V138H126V140H128V137L130 138L131 137V135H135L136 134V132H137V130L138 129H141L142 130V128H140V126L142 127V121H143V117H142V114H140L142 111V109L140 108V105H141V103L139 104V105H136L135 103H133L132 101H130V99H128V97H127V95H125V86L124 87H116L115 85H117V84H115L114 85V83L113 82H108V80H107V77H106V74L104 75V76H100ZM114 75H115V72H114ZM181 75V74H180ZM212 75H214V74H212ZM15 76V75H14ZM27 76H29V74L28 75H26V77ZM32 76V75H31ZM35 76H37V75H35ZM40 76V77H41ZM22 77V76H21ZM25 77V76H24ZM25 77V78H26ZM30 77V76H29ZM40 77H38L37 76V78L39 79ZM96 77V76H95ZM103 77L105 78V80H107V82L105 83L104 82V84H103ZM112 77V76H111ZM118 77V76H117ZM14 78V77H13ZM13 78H11V79H13ZM28 78V77H27ZM103 80H102V79ZM34 79H35V77H34ZM33 79V81L34 82H37L38 83V81H35ZM38 79H36V80H38ZM41 79V78H40ZM39 79V80H40ZM101 79V80H100ZM109 79V78H108ZM115 79V78H114ZM123 79V78H122ZM101 82H100V81ZM116 80V79H115ZM20 81H21V79H20ZM124 81H125V79H124ZM14 82V81H13ZM16 82V81H15ZM22 82H24V81H22ZM27 82V81H26ZM25 82V83H26ZM39 82H41V81H39ZM97 82H99V84H97ZM120 82V81H119ZM7 83H8V81H7ZM9 83H11V81L9 82ZM29 83V82H28ZM27 83V84H28ZM34 83V86H33V88L34 89H37L36 91H35V93H34V91L31 93L30 91L28 92V90L29 89H26V88H24V86L26 85V84H24V85H22V84H20L21 86H22V88H20V87H17L19 90L21 89V90H23V88L24 89H26L27 90V93H31V94H33V95H31V97L32 96H34L33 98L35 99V97H36V100H38V98L37 97H41L42 95L43 96H46L47 97V95H49L50 94V90L48 89V88H44V87H40V86H38L37 88H36V85H41L40 83ZM112 83V84H111ZM124 83V82H123ZM122 83V84H123ZM253 83V82H252ZM256 83V82H255ZM36 84V85H35ZM107 84H108V86H107ZM121 84V85H122ZM125 84H126V82H125ZM130 84V83H129ZM98 85V87H96ZM111 85V86H110ZM112 85H114L113 87H112ZM146 85H148V84H146ZM151 85V84H150ZM256 85V84H255ZM263 85V84H262ZM261 85V86H262ZM5 86V87H4ZM259 86V85H258ZM14 87V86H13ZM30 87H32V85L30 86ZM40 87V88H39ZM108 87H112V92H110V93H108L107 92V90H109L110 88H108ZM132 87V86H131ZM130 87V88H131ZM15 88V87H14ZM15 89V92L14 93H12V94H10L9 93V99L10 98H12L13 100H15V102L17 103V100H18V96H20V92H22L21 90L20 91H18V89ZM27 88H29V87H27ZM72 88V87H71ZM129 88V89H130ZM135 88V87H134ZM31 89V88H30ZM127 89V88H126ZM149 89V88H148ZM153 89V88H152ZM264 89V88H263ZM16 90L18 91V92H16ZM110 90V91H111ZM132 90V89H131ZM187 90V89H186ZM251 90V89H250ZM253 90V89H252ZM259 90V89H258ZM257 90V91H258ZM264 91V90H263ZM24 92V91H23ZM128 92V91H127ZM150 92V91H149ZM190 92H191V90H190ZM256 92V91H255ZM262 92V91H261ZM17 93L19 94L18 96H17V98H16V95H17ZM25 93V92H24ZM129 93H131V92H129ZM136 93V92H135ZM139 93V92H138ZM151 93V92H150ZM149 93V94H150ZM158 93V92H157ZM188 93V92H187ZM239 93V92H238ZM258 93V92H257ZM152 94V93H151ZM156 94V93H155ZM154 94V95H155ZM245 94V93H244ZM15 95V96H14ZM22 95V94H21ZM25 95V96H24ZM23 95V97L21 96V98L22 99H20L19 98V100H23V102L24 103H27V101L30 103V102H32V103H36V100L33 102V100H32V98L30 99V95L29 96H26V93ZM137 95V94H136ZM143 95V94H142ZM153 95V96H154ZM159 95V94H158ZM183 95V94H182ZM188 95V94H187ZM13 96V97H12ZM129 96V95H128ZM171 96V95H170ZM175 96H176V94H175ZM240 96V95H239ZM263 96V95H262ZM14 97L17 99H14ZM26 97V98H25ZM133 97V96H132ZM137 97V96H136ZM229 97V96H228ZM242 97H244V96H242ZM27 99V98H29V100H27V101H25V99ZM143 98V97H142ZM160 98V97H159ZM159 98H158V100H159ZM172 98H173V96H172ZM186 98V97H185ZM187 98H188V96H187ZM186 98V99H187ZM235 98H237V97H235ZM11 99V101H13ZM178 99V98H177ZM180 99V98H179ZM190 99H191V96H190ZM190 99H187L188 101L190 100ZM193 99H194V97H193ZM192 99V100H193ZM18 100V101H19ZM32 100V101H31ZM197 100V99H196ZM199 100V99H198ZM9 102H11L10 100H8ZM38 101H40V100H38ZM134 101V100H133ZM140 101V100H139ZM148 101V100H147ZM174 101V100H173ZM176 101V100H175ZM174 101V102H175ZM202 101V100H201ZM235 101V100H234ZM8 102V103H9ZM14 102V103H15ZM190 102L191 101H189V104H190ZM193 102V101H192ZM195 102V101H194ZM193 102V103H194ZM7 103V102H6ZM5 103V105L7 106L8 104H6ZM19 103H21V102H19ZM35 103L33 104V106H32V104L31 105H29L30 107L32 106L33 108H34V106H35ZM53 103V102H52ZM154 103V102H153ZM184 103V102H183ZM205 103V102H204ZM237 103H239V102H237ZM244 103V102H243ZM37 105H38V103H36ZM135 104V105H134ZM145 104V103H144ZM143 104V105H144ZM172 104V105H171ZM173 102H171L170 101V103H169V105H168V107H170L169 108V110H166V115L164 114V116H162V118L164 117H168L167 119V135H169L170 136V138L172 137H175V136H177L178 134H180L179 133V129L178 128H176L178 125H180L179 123H180V121L182 120V121H184V122H186V120L189 118V116H188V118L185 116V117H183V115H182V117H181V119L178 121V123L177 122H175L176 120H177V118H180V117H178V115L181 113V112H184V110L182 109V108H180V112H179V107L180 106H178V104H174ZM180 104H182V103H180ZM188 104V103H187ZM198 104V103H197ZM203 104V103H202ZM227 104V103H226ZM245 104V103H244ZM249 104V103H248ZM21 105V104H20ZM19 105V106H20ZM36 105V106H37ZM171 105V106H170ZM230 105H232V104H230ZM229 105V106H230ZM1 106H3V104L1 103ZM12 106H13V104H12ZM17 106V105H16ZM15 105H14V107H16ZM41 106V105H40ZM145 106V105H144ZM155 106V105H154ZM157 106H159V105H157ZM164 106V105H163ZM162 106V107H163ZM167 106V105H166ZM174 106V107H173ZM185 106V105H184ZM195 106V105H194ZM229 106H228V108H229ZM233 107L232 108H234V109H232V110H234V111H229L228 113H227V111L229 110L228 108L226 109V110H224L225 112H226V114H225V112H223V114L224 115H226V116H228L230 119L232 118L233 119V121H231L232 123H230V121H229V123H226V122H228V120H230V119H228L225 123L228 125L229 124V128H231L230 129V131H229V128H228V126L226 125V128L228 129V133L227 134H229L230 136H228V140L227 139H225V137H226V132L224 131V132H220L219 130H215V129H217V128H214L213 129V127H211L210 125L209 126H206V125H203V124H201V123H203V122H201V123H198V124H195V125H198L199 126V128L198 129H196L195 127H192L193 128V130H191V132L192 133H194V138H196V142H195V147H196V149H197V151H196V155H197V157H196V159L194 160V161H192L193 159H191V163H189L190 165H189V167H184V166H177V165H179V164H177V165H173V168H169L168 170H161V171H157L156 169H154V171H153V169L151 170V171H149L148 172V170H146V169H144V170H140V172L142 173V171H144L142 174L143 175H141L140 174V172L138 173V175H139V177L137 176V174H136V172H134L133 170L131 171V169H134L135 167L132 165L133 163V161L130 163V160H128V159H126V158H124V154H125V152H127L126 150H127V148H125V146H126V144H125V146H123V145H121L122 147H124V148H122V150L120 149V147H119V155L122 157H120L119 155V159L121 160L120 161V164H119V167H117L118 169H117V171H115L116 172V174H113L112 173V171H111V173L113 174H111L110 172V174L112 175V179L114 180L115 179V183H116V181L117 182H119V180L121 181V179L123 180V181H121L120 183H121V186H120V188H121V190H120V192L122 191V193L121 194H119V190H117L119 187H117V185L119 186V183L118 184H116V189L115 190H117V191H114V189L112 190L113 191V193L114 192H117V196H115V194H113L115 197V199H113V196L110 198V195H109V197H108V195H106V197L104 196L105 194H106V192L104 193V191H98L96 188V192L94 191L95 189H92V193L93 194H96V193H99V194H97V195H102L103 197H105V198H103L102 196V198L103 199H112V202H113V206L114 207H116V208H113L112 210L113 211H117V213L119 212L120 213V210H121V213H122V209H120V207L119 206H124L123 204H121V201H123L124 199H121L120 197H121V195H122V198H126L124 201H126L125 203H126V205H127V208L129 207L130 209H131V205L130 204H133V202H131L132 200H131V198L132 199H134V198H136V197H140V199H141V197L142 196H135V197H133L132 195V193H134V190L133 189H136L135 188V186H133L134 184L136 185V186H138V188H140V187H143V189L141 190V188H140V190L138 189V191L136 190L135 191V193H136V195L137 194H139L140 193V191L142 192H144V197H146L147 199L146 200H148V198L149 197H151V198H149V199H151L152 201L154 200L155 202V204L154 205H156L158 208V210H156V212L158 211L159 212V215H160V212L161 213H163L162 215L163 216H165L164 217V220H160V221H158L157 220V222H156V220H153L152 218H153V216H150L149 214V216L150 217H152L150 220L152 221L153 220V222H149L148 223V225H146V223H145V220H146V218H145V220L143 219V217L145 216H143L142 214H140L141 216H143V217H141L140 215V217L143 219V221H144V224H142L141 223V225L143 226V227H141V226H139V221L141 220L138 216H136V217H132V218H139V219H137L138 221V223L139 224H137V226H136V229L138 228H140L139 230H137L136 231V229H134V230H132V228H131V226L133 225H131V224H125L124 225V223H125V221H124V223H122L123 224V226H125V227H121V231H120V233H117V234H115V236L117 237V238H115V236H114V234L111 236V238H113V236H114V238H113V240L114 239H117V240H114L113 242L111 241V239H110V235H111V232H110V234L107 236V234L103 231V230H101L103 227H104V225L103 224H99V225H101V229H100V227H99V225H98V230L99 231H101V232H103V233H105L106 234V236L110 239V241L108 240V238H106L109 242L108 243H105V244H107V246L105 245V247H107L106 249H108L107 251H105V254H106V252H107V254H110L111 253V251L113 250V249H111V248H114V249H116V250H118L119 252H120V254H118V251L117 252H115L114 250H113V252H115L116 253V255L118 254V255H120V256H123V258L125 259L126 257H128L129 256V254L130 253H134L135 255H138L139 253H140V250H141V248H142V246L143 245H146V243H154L155 245H157L156 243L158 242V243H160L159 245H161L162 243V247H164V245L165 246H167V240L168 239H170V240H172V235L174 234V233H177L178 235H180V234H182V233H178L180 230H182V229H186V230H188V231H186L185 233L186 234H188L189 233V231L190 232H198V228L200 227V228H203L202 230H200V231H203L204 229H206V230H204V232L206 231V232H208V233H210L208 230H211V233L213 232V230L215 231V229L217 230V226H216V224L214 223L215 221H217L218 222V224H221V222H223V221H225V220H223L222 221V218L223 217H221V214H220V219H219V211H221V213H222V215H223V213L225 212V214H226V212H228V203H230V202H228V197H227V199H224L226 196V193L223 191V189H222V193H220L221 192V189H219V186H220V184L222 183H219V182H215V179H218V180H221V181H223L224 180V178L225 177H229V179L231 180V179H234V178H231L232 177V175L231 174H229L228 175V173H229V170L231 169V171L233 170V169H236L237 171H239V174H240V177L241 176H243L244 175V177H241V179L242 178H244L245 180H246V177H248L249 175L247 174L248 173V167H249V169H251L250 168V166L252 165H250V163H248V162H250V161H246L245 162V160H249V158L248 159H245L244 160V158H247V156L246 155H248V153L246 154V152H249L250 150V154L252 153V155L255 153V152H257L256 150H257V148L258 147H260V148H262L261 146H260V143H261V141H262V139H260L259 137H261V138H264V133H261V131H264V130H262L263 128H262V126L263 125H260L259 124V122H260V119L258 120H256V118H257V116L255 115V113H252L251 111H244L243 109L242 110H237V108H236V111H238V112H236L235 111V106H234V104L232 105ZM237 106V105H236ZM244 106V105H243ZM10 107V106H9ZM190 107H191V104H190ZM231 107V106H230ZM241 107V106H240ZM239 107V108H240ZM251 107V106H250ZM4 108V107H3ZM21 108H22V106H21ZM150 108H151V106H150ZM244 108V107H243ZM255 108V107H254ZM261 108V107H260ZM1 109H2V107H1ZM17 109V108H16ZM30 109H32V108H30ZM91 109H93V113H95V116H94V118L97 120V121H99V122H102L103 124H104V126H103V128H102V130H99L101 127L99 126V129H97V126L98 125H94L95 127H96V129H97V131H92V129H91V127H92V124L93 123H96L95 121L94 122H91V124L90 123H88V125H86L85 124V126L83 125V128H82V130H81V126H82V124H81V126H79V117H80V115L83 113V112H87V113H90L91 112ZM145 109V108H144ZM153 109L154 110H156V108L155 107H153ZM231 109V108H230ZM256 109H258V108H256ZM29 110V109H28ZM146 110V109H145ZM178 110V111H177ZM190 110V109H189ZM192 110H193V108H192ZM191 110V111H192ZM3 111H5V110H3ZM3 111H1V112H3ZM11 111V110H10ZM17 111V110H16ZM149 111V110H148ZM153 110L151 109V113H153L152 112ZM165 111V110H164ZM190 111V112H191ZM194 111V110H193ZM15 112V111H14ZM52 112V111H51ZM150 112V111H149ZM149 112H147L148 114H149ZM157 112H159V111H157ZM163 112V111H162ZM178 112V113H177ZM231 112V113H230ZM16 113V112H15ZM14 113V114H15ZM17 113H19L18 115H21V113H22V111H21V113L19 112V111H17ZM17 113H16V115H17ZM24 113H25V110H24ZM27 113H28V111H27ZM32 113V112H31ZM30 113V114H31ZM47 113H48V111H47ZM50 113V112H49ZM85 113H83L84 115H85ZM146 113V112H145ZM144 113V111H143V115H144V117H146L147 116V114H145ZM150 113V114H151ZM164 113V112H163ZM163 113H161V115L163 114ZM2 114V113H1ZM4 114L6 115H9L10 113H8L7 111L6 112H4ZM65 114V113H64ZM187 114H189L188 112H187ZM227 114H229V115H227ZM50 115V114H49ZM48 115V116H49ZM51 115H53L52 113H51ZM50 115V116H51ZM93 115V114H92ZM91 115V116H92ZM140 115H141V117L142 118H140ZM146 115V116H145ZM153 116L152 117H154V115L155 114H152ZM200 115H201V117H203V113H200ZM12 116H14L13 115V112H11V115L9 116V117H11L12 119H13V121L14 122H16L15 120L17 119V121L19 122V120H20V123H21V118L19 119L18 118V116H15V118L14 117H12ZM88 116H89V114H88ZM180 116V115H179ZM226 116H221L222 118L224 117V120L223 121H225V118H226ZM261 116V115H260ZM0 117H2L1 115H0ZM19 117H21V116H19ZM23 117V116H22ZM44 117H46V116H44ZM85 116H83L82 117V120L83 119H85L84 118ZM191 117V116H190ZM6 118H8L7 116H6ZM28 118V117H27ZM41 118V117H40ZM66 118V119H67ZM91 118H93V117H91ZM147 118V117H146ZM150 119H151V121L154 119V118H151V117H149ZM148 118V119H149ZM157 118V117H156ZM164 118H163V120H164ZM200 118V117H199ZM255 118V119H254ZM259 118V117H258ZM3 119V118H2ZM10 119V118H9ZM15 119V120H14ZM19 119V120H18ZM24 119V118H23ZM36 119V118H35ZM44 119V118H43ZM150 119H149V121H150ZM190 119V118H189ZM193 119H194V117H193ZM201 119V118H200ZM1 120V119H0ZM50 120V119H49ZM93 120V119H92ZM192 120V119H191ZM206 120V119H205ZM261 120H263V118L261 119ZM3 121V120H2ZM12 121V120H11ZM45 121V120H44ZM52 121H54V120H52ZM51 121V122H52ZM88 121V120H87ZM155 121V120H154ZM153 121V122H154ZM4 122V121H3ZM54 122H56V121H54ZM67 122V123H68ZM145 122V121H144ZM165 123H166V121H164ZM163 122V124L165 125V123ZM188 122V121H187ZM191 122V121H190ZM196 122V121H195ZM262 122V121H261ZM263 122H264V120H263ZM13 123V122H12ZM23 123V122H22ZM102 123H101V125H102ZM147 123H150V122H147ZM155 123V122H154ZM154 123H153V125H154ZM197 123V122H196ZM0 124H1V121H0ZM4 124V123H3ZM97 124V123H96ZM99 124V123H98ZM141 124V125H140ZM146 124V123H145ZM151 124V123H150ZM150 124L148 125V124H146V125H148L147 127H149L150 126ZM160 124V123H159ZM188 124V123H187ZM262 124V123H261ZM6 125H7V123H6ZM138 125H139V127H138ZM146 125H143V126H146ZM152 125V124H151ZM261 126V128H260V126ZM14 126V125H13ZM16 126H18V124L16 123V125H15V127ZM160 126V125H159ZM162 127H163V125H161ZM186 126V125H185ZM70 127V128H71ZM151 127V126H150ZM165 127V126H164ZM187 127H188V125H187ZM197 127V126H196ZM222 127H223V124H222ZM238 127V128H237ZM264 127V126H263ZM12 128V127H11ZM9 128L10 129V131H11V133L13 132V131H15V128ZM26 128V127H25ZM156 128V127H155ZM159 127H157V129H158ZM191 128V129H192ZM225 128V129H226ZM8 129V130H9ZM14 129V130H13ZM17 129V128H16ZM95 128H93V130H96ZM104 129V130H103ZM147 128L145 127V130H146ZM150 129V128H149ZM148 129V130H149ZM224 129V130H225ZM226 129V130H227ZM6 130V129H5ZM13 130V131H12ZM68 130V129H67ZM74 130V129H73ZM99 130V131H98ZM138 131V132H143V130L142 131ZM160 130V129H159ZM157 131L158 133L157 134H159L160 133V131ZM164 130V129H163ZM2 131V130H1ZM113 131V130H112ZM111 131V132H112ZM113 131V132H114ZM150 131H152V129H150ZM154 131V130H153ZM165 131V132H166ZM210 131H212V133L210 134L209 132ZM6 132V131H5ZM16 132V131H15ZM48 132V131H47ZM70 132H71V130H70ZM72 132H74V131H72ZM97 132H99V134L97 135ZM147 132V131H146ZM149 132V131H148ZM162 130H161V134H162ZM230 132V133H229ZM10 133V134H11ZM75 133V132H74ZM106 133V134H107ZM154 133H156L155 131H154ZM6 134V133H5ZM15 133H13L12 135H14ZM16 134H18L19 135V133H16ZM22 134V133H21ZM20 134V135H21ZM81 134H83V133H81ZM139 134V133H138ZM142 135L144 134V133H141ZM148 134V133H147ZM261 134V135H260ZM76 135V134H75ZM105 135V134H104ZM123 135H121V136H123ZM140 135V134H139ZM141 135V136H142ZM163 135V134H162ZM225 135V137H223ZM260 135V136H259ZM7 136V135H6ZM78 136V135H77ZM80 136H82V135H79V137ZM123 136V137H124ZM154 136H156V135H154ZM165 136V135H164ZM164 136L162 137V138H164ZM192 136V135H191ZM4 137H5V135H4ZM115 137H117V136H115ZM114 137V138H115ZM133 137V136H132ZM139 137V136H138ZM137 137V138H138ZM143 137V136H142ZM141 137V140L142 139H144V138H142ZM158 137V136H157ZM161 137V135L159 134V138ZM167 137V136H166ZM235 137H237V138H235V140H232V139H234ZM11 138V137H10ZM14 138V137H13ZM121 138V137H120ZM179 138V137H178ZM230 138H231V140L232 141H235V143L236 142H238L239 144H240V140H242V138H243V141L242 142H244V140H246L244 143L245 144H247V142H248V144L247 145H244V143H243V145L245 146V147H243L246 151H244V149L241 147L242 145L240 144V147H239V144L238 145H235V143H234V145L235 146H237V148H233V147H235V146H233V142L230 140ZM239 138H240V140H239ZM44 139V138H43ZM71 139H73V136H72V138ZM110 139V138H109ZM119 139V138H118ZM124 139V138H123ZM140 139V138H139ZM139 139H138V141L137 142H139ZM158 139V138H157ZM219 139H225L226 141H228L229 142V140L231 141L228 145H226L227 143L225 142V141H223V142H225V144H223V142H222V144L223 145H226L225 147H227V146H229L230 144H232L231 145V149L232 150H229V151H236V149H237V151H240V150H242L240 153H242V155H244L245 157H242L241 156V154L240 155H238V153H237V151L235 152L236 153V155L237 156H239V157H242L241 159L239 158V160H242V161H240V166L241 165H243V163H244V165L243 166H241V167H245L246 165H248V167L246 166V168L247 169H245V168H241L239 165H238V163L239 162H235V163H237V165H235V163L233 164V162L234 161H232L230 158H228V156H230L228 153V155L226 154V152L225 151H228V150H224L225 148L223 147V145L222 144H220V145H218V141H219ZM5 140V139H4ZM52 140V139H51ZM69 140L70 139H68V142H69ZM103 140V141H102ZM108 140V139H107ZM130 140V141H129ZM127 142L129 143V142H131V138L129 139ZM133 140V139H132ZM165 140V139H164ZM172 140V139H171ZM174 140V139H173ZM238 140V141H237ZM261 140V141H260ZM264 140V139H263ZM19 141V140H18ZM143 141V140H142ZM141 141V142H142ZM240 141V142H239ZM5 142V141H4ZM12 142H14L13 141V139H12ZM12 142L10 141V143L12 144ZM16 142H17V139H16ZM16 142H14V143H16ZM119 142V141H118ZM126 142V143H127ZM140 142V147L142 148V146L144 147L145 145V142H143L144 144H142ZM217 142V144L216 145H218L219 146V150H220V146L222 145V147L224 148L223 150H222V147H221V152L220 151H218V152H215V148L217 147L216 145V147H214V143H216ZM260 142V143H259ZM3 143V142H2ZM1 143V144H2ZM7 143H8V141H7ZM70 143V142H69ZM68 143V144H69ZM75 143V142H74ZM119 143H122V142H119ZM147 143V142H146ZM161 143V142H160ZM159 143V144H160ZM165 143V142H164ZM167 143V142H166ZM264 142H262V144H263ZM6 144V143H5ZM4 144V145H5ZM35 144V143H34ZM67 144V145H68ZM130 144H132V143H130ZM129 144V145H130ZM261 144V145H262ZM14 145V144H13ZM17 145H18V143H17ZM40 145V144H39ZM136 145V144H135ZM137 145H139V143H137ZM164 145V144H163ZM16 146V145H15ZM72 146V145H71ZM117 146V145H116ZM115 146V147H116ZM118 146H119V144H118ZM132 146H134V145H132ZM233 146V147H232ZM262 146H264V144L262 145ZM14 147V146H13ZM68 147V146H67ZM70 147V146H69ZM77 147V146H76ZM96 147H92V148H96ZM138 147V146H137ZM190 147V146H189ZM248 147L250 148V149H248ZM1 148H3V147H1ZM132 148V147H131ZM130 148V149H131ZM139 148V147H138ZM140 148V149H141ZM151 148V147H150ZM157 148H158V146H157ZM240 148V149H239ZM259 148V149H260ZM5 149H6V147H5ZM72 149H74V148H72ZM90 149H91V147H90ZM98 149V148H97ZM118 149V147H116V150ZM123 149H124V151H123ZM129 149V150H130ZM139 149V150H140ZM143 149V148H142ZM226 149H228V148H226ZM239 149V150H238ZM258 149V150H259ZM264 149V148H263ZM75 150V149H74ZM99 150V149H98ZM247 150H249V151H247ZM255 150V151H254ZM262 149H260L259 151H258V153L257 154H255V156H257L258 154H259V152L261 151ZM3 151V150H2ZM9 151H10V149H9ZM133 151H134V148H133ZM137 151V150H136ZM141 151V150H140ZM144 151V150H143ZM147 151V150H146ZM159 151V150H158ZM223 151H224V153H223ZM245 153H244V152ZM263 151L264 150H262V153L260 154V156L261 155H263L264 156V153H263ZM1 152V151H0ZM6 152V151H5ZM97 152V151H96ZM113 152V151H112ZM139 152V151H138ZM79 153H80V151H79ZM79 153H76V157H79L80 159H76L75 161L77 162V163H79V164H81V165H83V161H82V158L80 157V155H79ZM110 153V152H109ZM143 153H145V151L143 152ZM147 153V152H146ZM145 153V154H146ZM157 153V152H156ZM234 154L235 155V153L234 152H231V154ZM244 153V154H243ZM75 154V153H74ZM83 154V153H82ZM89 154H90V151H89ZM92 154V153H91ZM99 154V153H98ZM113 154V153H112ZM115 154V153H114ZM113 154V155H114ZM138 154V153H137ZM136 154V155H137ZM144 154V155H145ZM246 154V155H245ZM1 155V154H0ZM33 155V154H32ZM88 155V154H87ZM93 155V154H92ZM103 155V154H102ZM106 155L107 154H105V157H106ZM111 155V154H110ZM130 155H131V153H130ZM147 155H148V153H147ZM156 155H158V153L156 154ZM235 155V156H236ZM101 156V153H100V155H99V157ZM116 155H114L113 157H115ZM254 156V155H253ZM260 156H258L257 158H256V160H258L259 159V157ZM48 157V156H47ZM104 157V158H105ZM117 157V156H116ZM138 157H141V156H138ZM38 158V157H37ZM103 158V159H104ZM129 158V157H128ZM131 158V157H130ZM146 158V157H145ZM151 158V157H150ZM149 158V159H150ZM163 158V157H162ZM254 157H252V158H250V160L252 161V159H253ZM262 158V156L260 157V159ZM100 159V158H99ZM109 160L110 159H112L110 156H109V158H108ZM115 159V158H114ZM136 159V158H135ZM152 159V158H151ZM165 159H167L166 157H165ZM259 159V161L258 162H261V163H264V158H262L263 160L261 161ZM106 160V159H105ZM143 160V159H142ZM238 160V159H237ZM238 160V161H239ZM255 160V159H254ZM256 160H255V162H256ZM104 161V160H103ZM137 161V160H136ZM141 161V160H140ZM155 162H156V160H154ZM162 161V160H161ZM160 161V162H161ZM167 161V160H166ZM169 161V160H168ZM173 161H174V159H173ZM76 162H71V161H69L66 165H67V169H69L70 168V166L71 165H73V164H76ZM102 162V161H101ZM105 162V161H104ZM108 162V161H107ZM110 162H112V161H110ZM116 162H118V161H116ZM138 162V161H137ZM144 162V161H143ZM146 162H148L149 163V161H146ZM163 162V161H162ZM243 162V163H242ZM252 162H254V161H252ZM257 162V163H258ZM35 163V162H34ZM109 163V162H108ZM112 163H114V162H112ZM157 163V162H156ZM167 163V162H166ZM175 163V162H174ZM104 164V163H103ZM111 164V163H110ZM142 164L143 163H141V162H138L137 163V167L139 166L140 168H141V166H142ZM158 164V163H157ZM172 164V163H171ZM171 164H169V166L171 165ZM259 164V163H258ZM257 164V165H258ZM30 165V164H29ZM36 165H38V164H36ZM85 165H90V166H94V164H91V163H88V162H85ZM163 165H165L164 164V162H163V164H162V166ZM233 165L235 166V167H237V166H239L241 169H242V171H241V169H237V168H234L233 167ZM31 167H32V164L30 165ZM35 166V165H34ZM98 166V165H97ZM105 166H108V164H105ZM105 166H103V168L105 169ZM111 166H112V164H111ZM168 166V167H169ZM256 166V165H255ZM255 166H253V167H255ZM261 166H263V164H261L260 166H257L258 168L259 167H261ZM44 167H45V165H44ZM99 167V166H98ZM97 167V168H98ZM101 167V166H100ZM161 167V166H160ZM165 167V166H164ZM163 167V168H164ZM167 167V166H166ZM230 167H233V169L232 168H230ZM41 168V170H43L42 169V167H40ZM96 168V166H94V171H96L98 174L101 172H98V169ZM102 168V167H101ZM107 168V167H106ZM113 169H115L114 167H112ZM131 168V169H130ZM256 169V168H253L252 170H251V173L252 172H254V170L256 169V171L257 170H259V169ZM262 168V167H261ZM71 169V168H70ZM131 172H134V175L136 174V176L139 178V180L142 182V184L141 185H139L140 183H138L137 181H138V178L135 180V178L133 179V178H131V177H133V173H130V171ZM164 169H166V168H164ZM244 169V170H243ZM30 170V169H29ZM33 170V169H32ZM99 170H100V168H99ZM116 170V169H115ZM137 170V169H136ZM147 171V173H146V171ZM156 170V171H155ZM232 171V173H234V175H233V177H235L236 178V174H237V171ZM245 170H247V173H246V171ZM109 171V170H108ZM108 171H106L105 170V173L106 172H108ZM231 171H230V173H231ZM240 171H241V173H240ZM243 171H245L244 172V174H242V172ZM255 171V172H256ZM41 172V171H40ZM96 172H94V176L96 177V175H95V173ZM102 172H103V169H102ZM101 172V174H100V176H103V178H104V175H105V173H102ZM138 172V171H137ZM236 172V173H235ZM254 172V173H255ZM44 173V172H43ZM250 174V173H249ZM253 174V173H252ZM37 175V174H36ZM41 175V174H40ZM106 175L108 176V174L106 173ZM117 175V176H116ZM118 175H120V176H118ZM132 175V176H131ZM245 175H246V177H245ZM135 176V177H136ZM45 177V176H44ZM46 177H48V176H46ZM99 177V176H98ZM111 177V176H110ZM116 177V178H115ZM119 177H121L120 179H117V178H119ZM107 178V177H106ZM10 179H12V178H10ZM17 179V178H16ZM111 178H109V180H110ZM117 179V180H116ZM130 179H133L132 181L130 180ZM237 179H239V175H238V178ZM237 179H235V180H237ZM13 180V179H12ZM49 180V179H48ZM102 180H104V179H102ZM101 180V181H102ZM128 180H130V181H128ZM136 181V183L138 184H136V183H134L135 181ZM234 180V181H235ZM259 180V179H258ZM98 181V180H97ZM108 181V180H107ZM134 181V182H133ZM14 182V181H13ZM123 182V183H122ZM128 182H133L134 184L133 185H128V184H130V183H128ZM236 182V181H235ZM106 183H108V182H106ZM105 183V184H106ZM111 183H112V180H111ZM114 183V184H115ZM234 183V182H233ZM262 183H263V181H262ZM23 184V183H22ZM46 184V183H45ZM123 184V185H122ZM101 185H103V184H101ZM108 185V184H107ZM227 185V184H226ZM260 185V184H259ZM258 185V186H259ZM262 185V184H261ZM111 186V185H110ZM110 186H107L108 187V191H110V189H109V187ZM129 186H132L133 187V189H132V187L131 188H129ZM140 186V187H139ZM224 186V185H223ZM101 187V186H100ZM103 187H105V186H103ZM111 187H113V185L111 186ZM225 187V186H224ZM228 187V186H227ZM254 187H255V185H254ZM253 187V188H254ZM89 188V187H88ZM94 188V187H93ZM127 188H129L128 190H127ZM221 188V187H220ZM14 189V188H13ZM106 189V187L105 188H102L101 190H105ZM106 190V191H107ZM131 190V191H130ZM132 190H133V192H132ZM225 190H227V189H225ZM10 191V190H9ZM14 191V190H13ZM95 193H94V192ZM98 191V192H97ZM107 191V192H108ZM111 192V191H110ZM110 192H108L107 194H109ZM132 192V193H131ZM251 192V191H250ZM255 192V191H254ZM253 192V193H254ZM91 193V194H92ZM102 193H104V195L102 194ZM224 193H225V195H224ZM228 193H230V192H228ZM227 193V194H228ZM110 194H112V193H110ZM123 194H125V196L123 197ZM231 194H233V192H231ZM215 195V196H214ZM224 195V196H223ZM251 195V194H250ZM23 197V196H22ZM100 197V198H101ZM98 198H99V196H98ZM97 198V199H98ZM138 200V201H141V200ZM110 200H106L105 201V203L106 202H109ZM145 200V199H144ZM143 200V201H144ZM150 200V201H151ZM226 200V201H225ZM230 200V199H229ZM93 201V200H92ZM102 202H104V200H101ZM123 201V202H124ZM127 201L130 203H127ZM230 201H232V200H230ZM101 202V203H102ZM119 202H120V204H119ZM111 202H109L108 203V205H107V203H106V205H107V207L109 208L110 206H109V204H110ZM139 203V202H138ZM138 203H137V205H138ZM141 203V202H140ZM139 203V204H140ZM151 203V205H153L152 204V202H150ZM99 204V203H98ZM112 204V203H111ZM142 204V203H141ZM162 204L164 205V206H162ZM230 204H232V203H230ZM237 204V203H236ZM102 205H104V203L102 204ZM128 205H130V206H128ZM143 205V204H142ZM141 205V206H142ZM148 205V204H147ZM151 205L149 206V208L151 207ZM133 206V205H132ZM155 206V207H156ZM236 205H234V207H235ZM240 206V205H239ZM238 206V207H239ZM126 207V206H125ZM125 207H121V208H123L124 210V212L127 210V208H125ZM143 207V206H142ZM164 207L165 208H168V209H164ZM102 208V207H101ZM103 208L105 209V206H103ZM137 208V207H136ZM138 208H141V207H138ZM152 208H154V207H152ZM91 209V208H90ZM103 209V212H107V209L106 210H104ZM115 209V210H114ZM119 211H118V210ZM134 208H132V210H133ZM145 209V208H144ZM144 209H143V213H144ZM155 209V208H154ZM165 210V212H164V210ZM233 209V208H232ZM111 210V209H110ZM112 210H111V212H109L111 215H112V213H113V215H114V212H112ZM129 210V209H128ZM150 210V209H149ZM148 209L146 210L145 209V211H149ZM101 211V210H100ZM115 211V212H116ZM139 211V210H138ZM89 212V211H88ZM124 212L122 213V214H124ZM150 212V211H149ZM234 212V211H233ZM109 213L108 214H106V215H108V216H110L109 215ZM116 213V214H117ZM146 213V212H145ZM154 213V212H153ZM96 214V213H95ZM98 214V213H97ZM105 214V213H104ZM132 214H133V212H132ZM155 214V213H154ZM179 215V217H177V215ZM134 215H135V213H134ZM133 215V216H134ZM137 215V214H136ZM147 215V214H146ZM104 216V215H103ZM121 216H123V215H121ZM124 216H126V212H125V215ZM123 216V217H124ZM100 217V216H99ZM107 216H104L103 218H106ZM115 217H118L117 215L115 216ZM122 217V218H123ZM128 217V216H127ZM130 217V216H129ZM149 217V218H150ZM161 217V216H160ZM109 218V217H108ZM107 218V220H104V219H102L103 220V222L105 221H108V220H110L111 221V216H110V219H108ZM114 218V217H113ZM165 218H166V220H165ZM192 219V222H194V220H197V221H195V222H198V223H196V229L194 228V230H193V227H195V226H193V227H191L192 226V223H190V225L191 226H189V228L187 229L186 227H184L183 225H185L184 223H187V222H190L191 221V219ZM197 218V219H196ZM210 218H212L213 219V226H215V227H213L212 226V222L209 220ZM128 219H130V218H127V220ZM156 219V218H155ZM162 219V218H161ZM190 219V220H189ZM99 220V219H98ZM113 220V219H112ZM123 220V219H122ZM122 220L120 221V223L122 222ZM187 220H189V221H187ZM206 220H208V221H210L211 223L209 224L208 223V221H206ZM227 220V219H226ZM130 221V220H129ZM126 222V223H130V222ZM142 221V220H141ZM161 221H164V222H166V224L164 223V225H162V224H160V223H162ZM185 221H187V222H185ZM199 221H201L200 223H199ZM203 221V222H202ZM206 221V223H208L207 224V226H204V225H206V223L204 224V222ZM100 222V221H99ZM98 222V223H99ZM113 222H115L114 220L111 222V223H113ZM134 222V221H133ZM135 222H136V220H135ZM148 222V221H147ZM182 222H184V223H182ZM108 223V222H107ZM111 223L110 224H108V229L110 228V226H111ZM119 223V221H118V226H120V225H122V224H120ZM97 224V223H96ZM200 225V224H203V225H201V226H197V225ZM107 225V224H106ZM115 225H116V227H115ZM131 225V226H130ZM193 225H195V223L193 224ZM225 225V224H224ZM112 226H114L113 228H115L116 230L117 229H119L118 227H117V223H115V224H112ZM134 226H135V223H134ZM133 226V227H134ZM158 228H157V227ZM209 226H212L211 228L209 227ZM107 227V226H106ZM161 227V228H160ZM165 227V228H164ZM167 227V228H166ZM190 227H191V229H192V231H191V229H190ZM210 229H209V228ZM221 227V226H220ZM215 228V229H214ZM105 229H107V228H105ZM169 229H172V231H169ZM208 229V230H207ZM221 229V228H220ZM220 229H218L219 231H220ZM134 231V232H133ZM141 231L142 232V234H140V235H138V236H136L139 232ZM177 231V232H176ZM183 232H184V230H182ZM98 232V231H97ZM196 232V233H197ZM215 232H217V231H215ZM215 232H213V233H215ZM136 233V235H134ZM184 233V234H185ZM202 233V232H201ZM201 233H199V235L201 234ZM210 233V234H211ZM102 234V233H101ZM185 234V235H186ZM198 234V233H197ZM197 234H196V236H193L194 235V233L193 234H191L190 233V236L188 235V236H186V237H190V238H192L193 240H194V237H197V239L199 238V239H201V237L198 235L197 236ZM216 234V233H215ZM63 235H66V232H65V234L63 233ZM98 235H100L99 233H98ZM104 235V234H103ZM145 235V236H144ZM183 235V234H182ZM182 235H180L178 238L176 237L177 235H175L174 234V236H173V238H174V243H175V245L174 244H171V246L173 247V245L174 246H178V245H180L181 243L180 242H182V243H184L185 242V240H186V237H185V239L184 240H182V241H180V242H178L179 240V238H182ZM192 235V236H191ZM202 235V234H201ZM209 235V234H208ZM105 236V235H104ZM105 236V237H106ZM214 236V235H213ZM61 237H64V236H61ZM60 237V238H61ZM67 237V236H66ZM66 237H64V238H66ZM203 237V236H202ZM207 237V236H206ZM68 238V237H67ZM96 238V237H95ZM104 238V237H103ZM190 238H188L189 240H190ZM58 239V238H57ZM102 239V237L99 239V241ZM187 239V241H189ZM196 239V238H195ZM93 240V239H92ZM96 240H98V238H96ZM107 240H105L104 239V242L106 241L107 242ZM55 241V240H54ZM81 241V240H80ZM79 241V242H80ZM103 241V240H102ZM173 241H171V243L173 242ZM177 243H176V242ZM184 241V242H183ZM203 241V240H202ZM82 242V241H81ZM104 242H102V243H100V244H102L103 245V243ZM198 242V241H197ZM204 242V241H203ZM205 242H206V239H205ZM76 243V242H75ZM93 243V242H92ZM264 243V242H263ZM47 244V243H46ZM53 244V243H52ZM62 245H63V243H61ZM65 244V243H64ZM80 244V243H79ZM78 244V245H79ZM82 244V243H81ZM80 244V245H81ZM88 244V243H87ZM94 244H99V243H94ZM118 244H120V246H118ZM185 244V243H184ZM207 244V243H206ZM150 245V244H149ZM153 245V244H152ZM151 245V246H152ZM159 245H157L156 247H154V248H157ZM182 246H183V244H181ZM40 246V245H39ZM77 246V245H76ZM81 246H83V245H81ZM96 246V245H95ZM98 246V245H97ZM109 246V247H108ZM147 246V245H146ZM169 246V245H168ZM171 246H169L168 248L170 249L171 248ZM45 247V246H44ZM46 247H48V246H46ZM54 247V246H53ZM101 247V246H100ZM111 247V248H110ZM185 247V246H184ZM183 247V248H184ZM72 248V247H71ZM74 248V247H73ZM77 248H78V246H77ZM99 248V247H98ZM102 248H103V246H102ZM109 248L111 249L110 251H109ZM146 248V247H145ZM161 248V247H160ZM180 248V247H179ZM204 248V247H203ZM57 249V248H56ZM65 249V248H64ZM96 249V248H95ZM106 249H103V250H106ZM140 249V250H139ZM158 249V248H157ZM156 249V250H157ZM167 249V247L165 248V250ZM172 249V248H171ZM173 249H175V248H173ZM70 250V249H69ZM82 250V249H81ZM100 250H102V249H100ZM122 250H124L123 251V254H122ZM187 250V249H186ZM204 250V249H203ZM37 251V250H36ZM58 251V250H57ZM76 251V250H75ZM74 251V252H75ZM146 251V250H145ZM163 251V250H162ZM169 251V250H168ZM32 252V251H31ZM110 252V253H109ZM112 252V254L111 255H113L114 253ZM150 252H151V250H150ZM149 252V253H150ZM158 252L160 253V251L158 250ZM167 252V251H166ZM60 253H62V252H60ZM88 253V252H87ZM101 253V252H100ZM102 253H104V251H102ZM164 253H165V251H164ZM176 253H177V251H176ZM175 253V254H176ZM42 254H44V253H42ZM66 254V253H65ZM41 255V254H40ZM48 255V254H47ZM56 255V254H55ZM60 255V254H59ZM90 255V254H89ZM115 256V255H113V256H115V257H113V258H115V259H117L116 261H118V259H120V256ZM165 256H166V254H164ZM163 254H162V256H164ZM34 256V255H33ZM54 256V255H53ZM86 256V255H85ZM138 256H140V254L138 255ZM142 256V255H141ZM149 256V255H148ZM152 256V255H151ZM162 256H160L158 259L156 258V257H158V256H156L155 258L157 259V260H160L161 261V259L162 260H164V257H162ZM169 256V255H168ZM56 257V256H55ZM73 257V256H72ZM94 257V256H93ZM101 257H103V256H101ZM174 257V256H173ZM44 258V257H43ZM48 258V257H47ZM47 258H45V259H47ZM52 258H54V257H52ZM65 258V257H64ZM64 258H63V260H64ZM88 258H89V256H88ZM122 258V257H121ZM141 258V257H140ZM146 258V257H145ZM144 257H142V260H146ZM175 258V257H174ZM174 258H172V259H174ZM181 258V257H180ZM192 258V257H191ZM28 259V258H27ZM30 259V258H29ZM77 259H78V256H77ZM85 259V258H84ZM89 259H91V258H89ZM93 259V258H92ZM104 259V258H103ZM109 259V258H108ZM138 259V258H137ZM136 259V260H137ZM147 259H149V258H147ZM165 259H167V257H165ZM170 259V258H169ZM172 259L170 260L171 262H172ZM194 259H195V257H194ZM31 260V259H30ZM60 260H62V259H60ZM83 260V259H82ZM96 260V259H95ZM155 260V259H154ZM188 260V259H187ZM2 261V260H1ZM23 261H25V260H23ZM46 260H44V262H45ZM48 261V260H47ZM54 261V260H53ZM53 261H52V264H53ZM88 261H90V260H88ZM92 261V260H91ZM112 261H114V259H112ZM139 261V260H138ZM167 261V260H166ZM169 261V260H168ZM3 262V261H2ZM27 262V261H26ZM41 263V264H45V263ZM49 262L50 261H48V264H49ZM54 262H57V261H54ZM115 262V261H114ZM132 262V261H131ZM147 262V261H146ZM151 262V261H150ZM157 262V261H156ZM164 262H165V260H164ZM175 262H177V261H175ZM184 262H187V261H184ZM20 263V262H19ZM28 263V262H27ZM59 263V262H58ZM71 263V262H70ZM87 263V262H86ZM92 263V262H91ZM105 263V262H104ZM166 263V262H165ZM21 264V263H20ZM50 264H51V262H50ZM57 264V263H56ZM62 264V263H61ZM143 264H144V262H143ZM164 264V263H163ZM185 264V263H184Z\"/></svg>","mask_w":264,"mask_h":264}]
</instances>
